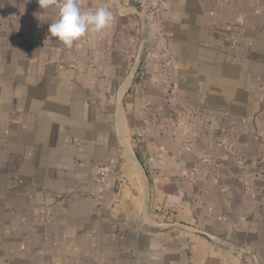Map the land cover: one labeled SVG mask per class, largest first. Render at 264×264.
<instances>
[{
  "label": "crops",
  "instance_id": "0c3cea01",
  "mask_svg": "<svg viewBox=\"0 0 264 264\" xmlns=\"http://www.w3.org/2000/svg\"><path fill=\"white\" fill-rule=\"evenodd\" d=\"M60 2L0 0V264H264V0H167L162 36L76 0L114 20L71 48Z\"/></svg>",
  "mask_w": 264,
  "mask_h": 264
},
{
  "label": "clouds",
  "instance_id": "9594fccd",
  "mask_svg": "<svg viewBox=\"0 0 264 264\" xmlns=\"http://www.w3.org/2000/svg\"><path fill=\"white\" fill-rule=\"evenodd\" d=\"M41 9L56 5L57 0H38ZM114 20V14L107 7L82 10L76 0H62L58 5L57 18L49 25L50 36L71 48L74 42L89 31L100 32Z\"/></svg>",
  "mask_w": 264,
  "mask_h": 264
},
{
  "label": "built area",
  "instance_id": "2783aa9c",
  "mask_svg": "<svg viewBox=\"0 0 264 264\" xmlns=\"http://www.w3.org/2000/svg\"><path fill=\"white\" fill-rule=\"evenodd\" d=\"M138 8L152 19L156 32L162 36L166 30L165 12L167 0H136ZM113 170L107 164H95L92 173L99 178L107 179Z\"/></svg>",
  "mask_w": 264,
  "mask_h": 264
},
{
  "label": "rangeland",
  "instance_id": "374dc122",
  "mask_svg": "<svg viewBox=\"0 0 264 264\" xmlns=\"http://www.w3.org/2000/svg\"><path fill=\"white\" fill-rule=\"evenodd\" d=\"M242 149L245 150V151H248V152H249V150H250L249 146H246V147H245V145L242 147Z\"/></svg>",
  "mask_w": 264,
  "mask_h": 264
},
{
  "label": "water",
  "instance_id": "95a60500",
  "mask_svg": "<svg viewBox=\"0 0 264 264\" xmlns=\"http://www.w3.org/2000/svg\"><path fill=\"white\" fill-rule=\"evenodd\" d=\"M140 12L142 13V15L144 16V18L146 17L145 13L143 11L140 10ZM145 38V37H144Z\"/></svg>",
  "mask_w": 264,
  "mask_h": 264
}]
</instances>
